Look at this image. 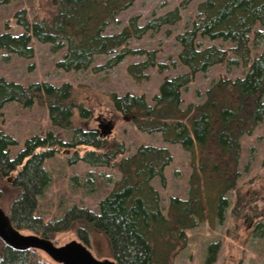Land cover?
I'll return each instance as SVG.
<instances>
[{
    "label": "trees",
    "instance_id": "trees-1",
    "mask_svg": "<svg viewBox=\"0 0 264 264\" xmlns=\"http://www.w3.org/2000/svg\"><path fill=\"white\" fill-rule=\"evenodd\" d=\"M7 1L0 0V4ZM135 1L50 0L53 12L48 19L28 18L26 10L19 9L14 18L22 32L0 33V52L32 58L34 40L54 52L63 51L56 62L63 72L85 71L100 56L106 59L92 70L107 72L126 57L143 56L142 61L128 64L126 72L136 82L146 80V69L161 71L164 66L156 63L155 51L132 49L130 41L175 25L181 20L180 11L194 0H181L178 7L142 25L138 16H132L120 30L107 33L108 27L118 24V15ZM195 11L188 27L175 35L177 60L184 71L165 77L151 104L143 95H110L112 110L128 115L138 131L159 133L164 142L178 145L188 155L187 198L171 196L162 209L161 196L152 185L155 178L165 185V169L172 161L167 147L140 144L127 155L122 142L102 137L94 129L73 126L76 107L69 83L25 86L0 78V110L10 103L28 108L40 101L51 125L66 133V138L51 132L31 135L22 149L11 153L17 142L0 129V178H10L15 190L6 212L14 228L48 239L75 229L86 247L93 232L104 238L116 264H174L187 244L186 231L210 218L225 219L229 195L237 196L241 178L240 139L264 123V0H197ZM199 39L220 43L202 46ZM222 64L240 65L245 72L219 78L206 90L201 103L183 108L181 92L195 75ZM76 110L82 120L91 117L87 107L79 105ZM56 147L75 149L67 159L69 164L82 161L93 168L114 169L118 178L96 210L73 205L60 218L44 221L37 213L38 200L51 182L45 161L54 157ZM79 147L89 149L78 155ZM94 180L91 173L82 182L72 178L74 186L87 187L89 193L94 191ZM236 196L229 212L232 216L237 212ZM0 264L49 263L36 250L16 251L0 240Z\"/></svg>",
    "mask_w": 264,
    "mask_h": 264
},
{
    "label": "rangeland",
    "instance_id": "rangeland-1",
    "mask_svg": "<svg viewBox=\"0 0 264 264\" xmlns=\"http://www.w3.org/2000/svg\"><path fill=\"white\" fill-rule=\"evenodd\" d=\"M180 1L137 0L118 15V24L108 27L106 31L117 32L132 16H138V23L142 25L154 16L178 7ZM196 2L197 0L192 1L186 9L180 11L181 20L175 25L164 27L157 34L147 33L139 40L130 41L129 46L132 49L155 51L156 63L164 66L161 71L157 67L146 69L145 73L148 76L146 80L136 82L126 72L128 64L142 61L143 56L126 57L107 72L92 70L94 66L104 62L106 57L103 56L97 57L85 71L63 72L56 68V62L62 58L63 51L54 52L49 45L39 44L34 40L31 42L34 49L32 58L23 59L0 52V78L19 82L25 86L40 82L55 86L69 83L72 86V103L75 104L76 109L82 105L91 111V117L82 120L74 109L72 125L100 132L99 125L103 126L111 121L113 129L108 138L122 142L127 155L140 144L167 147L172 154V161L165 169V185L161 186L158 178L152 181L153 187L161 196L162 209H165L171 196L187 198L190 173L188 155L178 145L172 146L164 142L159 133L147 134L138 131L130 122L128 115L112 110L110 95L122 96L126 93L143 95L147 103L151 104V99L157 93L163 79L184 71L177 60L179 46L175 41V35L188 27L194 19ZM19 9H25L27 17L32 19H48L53 12L50 0H8L7 3L0 4V33L6 30L18 34L22 32L14 18L15 12ZM198 42L202 46L220 43L204 39H199ZM244 72V68L240 65L227 67V64H222L213 66L204 73L196 74L193 82L181 92V106L186 108L190 103H201L206 90L219 78H234L242 76ZM0 129L17 142L11 153L22 149L25 140L31 135H45L51 132L60 138H66L63 130L51 125L47 108L40 101H35L28 108L21 107L18 103L5 105L0 110ZM240 143L241 178L238 181L237 196L229 195L230 206L225 213V219L217 221L210 218L208 222L186 231L187 244L174 258V264H264V123L259 124L250 136L241 137ZM55 149L54 157L45 161L51 182L44 195L38 200L37 213L44 221H50L60 218L63 212L73 205L96 210L98 201L107 194L112 183L118 178L116 170L93 168L82 161L69 164L67 159L74 155L75 149L66 147ZM88 149L79 147L78 155H83ZM89 173L95 178L92 186L94 191L91 193L87 191V187V189L77 188L72 181L73 177H77L82 182ZM10 184V178H0L2 189L0 207L4 212H7L15 195V190ZM235 196L238 198L237 212L232 216L229 212L235 203ZM49 239L56 246L71 241L80 242L75 229L53 234ZM213 244L216 247L210 250ZM87 247L95 258L110 259L108 246L101 235L91 232ZM37 254L45 262L56 264L44 253L37 251Z\"/></svg>",
    "mask_w": 264,
    "mask_h": 264
},
{
    "label": "water",
    "instance_id": "water-1",
    "mask_svg": "<svg viewBox=\"0 0 264 264\" xmlns=\"http://www.w3.org/2000/svg\"><path fill=\"white\" fill-rule=\"evenodd\" d=\"M100 136L108 137L113 129V123L99 125ZM0 240L16 251L36 250L44 253L56 264H116L112 259L99 260L81 242L71 241L56 246L50 239L35 234H23L14 228L11 221L0 207Z\"/></svg>",
    "mask_w": 264,
    "mask_h": 264
}]
</instances>
